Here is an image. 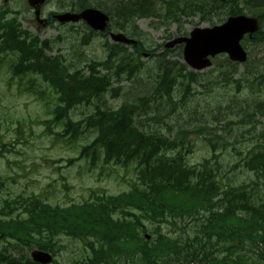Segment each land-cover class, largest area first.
<instances>
[{
  "label": "trees",
  "instance_id": "trees-1",
  "mask_svg": "<svg viewBox=\"0 0 264 264\" xmlns=\"http://www.w3.org/2000/svg\"><path fill=\"white\" fill-rule=\"evenodd\" d=\"M182 1L184 5L178 9L179 17L184 15L185 6L191 0ZM205 1L208 4L204 2L194 7L204 15L216 11L220 19L240 13V3L250 4L248 0ZM135 2L142 14H157L155 3L150 1L147 5L148 0ZM117 5H120L119 13L112 16L117 21L129 19L126 15L135 11L130 2L118 4L113 1L111 4L113 7ZM173 6L169 7L171 14L176 13ZM250 7L252 10L264 8V0H257ZM0 37L20 54V64L14 68L18 70L16 72L23 75L29 71L42 74L54 92V107L50 111L53 117L45 123L48 127L56 124L60 129L56 132L50 129V134L70 144L83 139L88 132L95 134L89 143L81 146L78 157L68 160L69 164L79 158L90 161L92 165L100 161L125 167L133 164L137 171V178L129 191L118 195L96 194L82 203L53 205L35 194L9 199L5 207L16 209L18 213L0 220V234L8 237L7 247L0 252V258L8 256V264H38L30 259L28 250L35 245L57 252L53 239L65 235L85 240L90 249L86 258L74 264H172L164 262L165 259L182 253L180 264H264V205L259 206L253 201L254 194L248 192L251 186L248 183L239 186L230 184L223 188L217 173L210 167V160L204 159L194 166L187 162L192 152V143H188L190 134L195 131L185 127H178L176 131L172 130L173 127L168 130L157 126L149 130L138 127L137 119L141 114H149L147 97L127 102L117 109L96 103L98 99L108 101V96L113 95L110 92L119 95V89L113 87L114 77L119 78L126 71L130 72V76L139 74L143 63L132 65L135 54L127 53L123 46H114L105 61L91 62L90 73L86 74L80 67L70 66L59 57L47 55L45 48L48 45H40L38 39L28 42V36L16 18L6 22ZM138 50L142 54L147 48L141 46ZM154 57H157L155 64L158 71L153 75L154 82L151 80L153 87L150 94L172 100L174 89L178 87L182 99L186 100V89L177 83L186 76L182 72L186 71L187 65L172 63L165 54ZM24 60L31 64L24 66ZM225 63L233 65L227 59ZM102 68L109 72L102 73ZM233 74L230 77L222 74V80H230ZM187 75L191 80L197 77V73L191 71ZM90 104L94 109L85 118L74 120L71 117L77 106ZM229 115L236 117L243 126L251 123L249 131H256L258 126L263 129L259 132L261 138L241 161L255 175L252 184L263 186L264 123L257 118L264 115V101ZM150 119L155 120V116H150ZM206 140L214 152L225 149L229 144L218 133L206 137ZM204 212L210 214L200 226V217ZM172 218L186 225L193 223L191 234L183 239L172 238L148 226L149 223L161 224ZM149 229L157 234L156 238L148 240L145 237ZM213 234L219 241L227 239L237 243L238 253L229 258H214L210 249L214 248ZM248 243L254 251L251 254L243 253ZM6 252H9L8 255Z\"/></svg>",
  "mask_w": 264,
  "mask_h": 264
},
{
  "label": "rangeland",
  "instance_id": "rangeland-1",
  "mask_svg": "<svg viewBox=\"0 0 264 264\" xmlns=\"http://www.w3.org/2000/svg\"><path fill=\"white\" fill-rule=\"evenodd\" d=\"M93 1L100 2L103 8L110 7L111 10L119 11L120 5L111 6L112 2L117 0ZM153 1L160 15L139 16L135 20L139 31L145 33L138 38L147 48L142 59L147 62L146 66L137 76H130V72L126 71L121 77H114L113 87L119 89V95L115 96L110 92L113 95L108 96V101L101 102L98 99L97 104L118 108L125 101L150 97V89L153 87L151 80L154 82L153 75L158 70L155 64L157 57L152 56L163 53L166 43L176 37L189 35L194 27L217 23L216 18L210 16L204 19L198 12L180 16L179 22L168 20L164 12L171 0ZM179 2L181 6L184 5L182 0ZM71 3L72 0H51L44 10L46 13L62 11L65 5ZM2 4L0 1V6ZM9 6L10 10L19 16L24 29L38 34L41 39H50L53 42L59 40L60 44L49 50V55H64L70 66L80 67L85 72H88L91 62L107 58L105 44L107 39L112 41L109 37L94 36L86 45L81 44V39L87 35L85 24H57L38 29L34 14L25 0H11ZM245 12L249 14L248 10ZM116 21H113L114 27ZM129 31L136 34L133 27ZM258 40L245 41L249 60L238 66V72L233 79L231 77L230 80L223 81L220 70H215L218 65L205 69L204 77L199 82L186 81L185 85H182L188 91L186 100L182 99L177 87L172 103L161 100L149 102V113L155 116V120H150L149 114L142 115L140 121L142 128L147 130L155 126L165 130L173 127V131L178 127L189 128L195 132L202 130V133L199 132L201 135L194 132L190 134L192 152L187 161L195 165L209 159L210 163H216L215 166L219 167L223 182L233 185H241L244 182L252 185L253 172L239 163L261 138L259 132L263 130L258 126L256 131H249L251 123L247 122L246 126H243L238 123L236 117L229 115L243 112L264 99V77L256 79V75H264V42ZM178 47L180 46H175L168 53L171 61H183V48ZM133 50L130 47L128 52L132 53ZM16 60L15 54L0 55V218L12 213L14 216L17 214V210L5 208V202L21 194H35L51 204L67 206L88 200L96 193L106 192L112 195L130 190L137 178L133 164L123 167L100 161L97 165H92L90 161L78 158L75 163H68L69 159L78 156L80 147L90 142L95 134L89 133L72 144L57 140L54 134H50V129L54 132L60 129L56 124H51L52 128L47 127L44 122L53 117L50 113L54 107L53 92L47 87L43 98L38 93L41 90L38 87L45 86L41 77L16 75L12 70ZM124 74L127 76L123 77ZM227 107L231 108L229 112ZM93 109L91 104L79 105L71 117L80 120ZM257 119L263 120L264 123V116L260 115ZM215 133L223 135L229 141L227 147L216 154L206 140V137ZM240 152L242 154H239ZM237 163L239 166H236ZM260 199H264V185L256 191V200ZM192 226L193 223L188 229ZM161 227L164 232L170 234L184 233L178 230L174 232L172 227L165 224ZM55 241L58 247H62L55 255L61 264H72L76 260L84 259L88 254L82 240L60 236ZM36 248L32 246L28 254Z\"/></svg>",
  "mask_w": 264,
  "mask_h": 264
},
{
  "label": "water",
  "instance_id": "water-1",
  "mask_svg": "<svg viewBox=\"0 0 264 264\" xmlns=\"http://www.w3.org/2000/svg\"><path fill=\"white\" fill-rule=\"evenodd\" d=\"M45 0H30L31 4L40 6ZM60 20L77 21L84 18L95 29L105 30L108 17L101 11L87 9L80 14L66 13L58 16ZM258 28V21L245 16L230 17L221 27L212 29H195L191 39H178L175 42L186 41L185 59L195 68L202 69L211 62L205 59L209 54L214 55L220 51H228L233 59L246 60V53L239 41L246 32H254ZM117 41L132 43L122 34L113 35ZM173 42L172 44H174ZM33 258L41 263H49L52 256L40 250L32 253Z\"/></svg>",
  "mask_w": 264,
  "mask_h": 264
},
{
  "label": "bare ground",
  "instance_id": "bare-ground-1",
  "mask_svg": "<svg viewBox=\"0 0 264 264\" xmlns=\"http://www.w3.org/2000/svg\"><path fill=\"white\" fill-rule=\"evenodd\" d=\"M117 3H124V1H122V0H117ZM125 3H129V1L128 0H125ZM102 5V4H101ZM105 8H108V7H105ZM110 8V7H109ZM119 10V9H118ZM112 16H114V15H111L110 17H111V19L112 20H117L116 18H112ZM139 36H144V35H139ZM252 51V50H251ZM118 65V64H117ZM185 65H187V64H185ZM158 71V70H157ZM154 77V76H153ZM144 93V92H143ZM241 110V109H240Z\"/></svg>",
  "mask_w": 264,
  "mask_h": 264
}]
</instances>
